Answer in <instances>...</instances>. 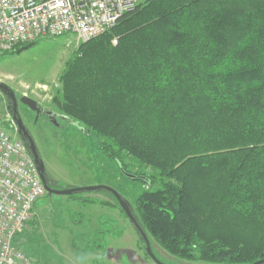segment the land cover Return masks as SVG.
<instances>
[{"label":"trees","instance_id":"trees-1","mask_svg":"<svg viewBox=\"0 0 264 264\" xmlns=\"http://www.w3.org/2000/svg\"><path fill=\"white\" fill-rule=\"evenodd\" d=\"M78 44L53 103L141 184L149 238L188 261L264 259V0H141Z\"/></svg>","mask_w":264,"mask_h":264},{"label":"rangeland","instance_id":"rangeland-1","mask_svg":"<svg viewBox=\"0 0 264 264\" xmlns=\"http://www.w3.org/2000/svg\"><path fill=\"white\" fill-rule=\"evenodd\" d=\"M78 45L74 35L66 34L40 39L19 53H1L0 83L36 103L33 109L39 116L32 117L34 124L28 127L48 185L57 190L104 185L132 208L141 184L122 176L101 154L92 133L65 117L53 103L60 88L59 75ZM5 116L4 97L0 94V120ZM108 193L56 196L45 192L35 202V215L17 240L31 263L156 264L145 254L137 233ZM86 197L94 201L84 203ZM148 239L164 264H212L171 256Z\"/></svg>","mask_w":264,"mask_h":264},{"label":"built area","instance_id":"built-area-1","mask_svg":"<svg viewBox=\"0 0 264 264\" xmlns=\"http://www.w3.org/2000/svg\"><path fill=\"white\" fill-rule=\"evenodd\" d=\"M140 0H0V54L44 38L87 42L114 27ZM115 43V41H113ZM45 189L13 127L0 125V264H32L14 238L32 220Z\"/></svg>","mask_w":264,"mask_h":264},{"label":"water","instance_id":"water-1","mask_svg":"<svg viewBox=\"0 0 264 264\" xmlns=\"http://www.w3.org/2000/svg\"><path fill=\"white\" fill-rule=\"evenodd\" d=\"M0 91L2 93H4L7 97L9 96L12 99L11 101H13L15 104V101H16L15 100V94L8 86H6L3 83H0ZM20 101L23 104L27 105L29 108H34V106L36 104L34 101H32L28 98H25V97H22L20 99ZM13 110H14V120H16V118H15L16 109L14 108ZM16 126H17V130H18V135L23 140L26 149L28 150L29 154L33 158V161L36 165L40 180L42 182V185H43L46 193L56 195V196H60V195L71 196V195L79 194V193H83V192H99V191L109 192L114 197V199L117 201L118 206L120 207V209L122 210L124 215L127 217L129 223L131 224V226L133 227V229L137 233L139 240L144 244V252L146 253V255L154 263L164 264L160 260H158L157 257L155 256V254L153 253V250H152V247L150 245L148 236L145 233V231L139 226V224H138V222H137V220L133 214V211L130 207V204L125 199H123L122 196H120V194H118L115 190H113L107 186H104V185L80 187V188H65V189L57 190V189L51 187L50 185H48L45 167H44V164H43L41 157L39 156V153H38V150L36 148L34 141L31 139V137L29 135H26L27 133L24 132V130L22 129L23 126H21L20 120H16ZM22 133H24L26 135V137H23ZM127 176H131V175H127ZM252 264H264V259H260L258 261H255Z\"/></svg>","mask_w":264,"mask_h":264},{"label":"flooded vegetation","instance_id":"flooded-vegetation-1","mask_svg":"<svg viewBox=\"0 0 264 264\" xmlns=\"http://www.w3.org/2000/svg\"><path fill=\"white\" fill-rule=\"evenodd\" d=\"M0 94H2V96L4 97V105L6 108V116L1 121H3L5 126L13 127L16 131V137L24 144L23 140L18 135V130H17V126H16V120H20V124H21V126H23L22 129L24 130V132L27 133L26 135H29L31 137V139L33 140V136L31 134V130L28 127V125L34 124L33 123L34 120L31 122V119H32V117H33V119H36L39 116V115L37 116L38 111L37 110L34 111L35 109L29 108L27 105L23 104L20 101L21 97L18 94H16L15 92H14L15 100H16L15 104L13 101H11L12 99L9 96L7 97L1 91H0ZM14 108L16 109V113H15L16 120H14V110H13ZM23 134L24 133H22V136L26 137V135L25 134L23 135Z\"/></svg>","mask_w":264,"mask_h":264}]
</instances>
